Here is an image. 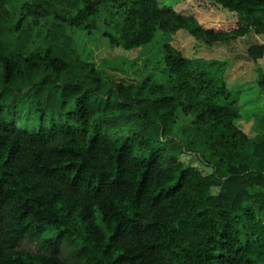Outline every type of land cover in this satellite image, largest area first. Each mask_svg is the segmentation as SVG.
Segmentation results:
<instances>
[{"label":"trees","instance_id":"1","mask_svg":"<svg viewBox=\"0 0 264 264\" xmlns=\"http://www.w3.org/2000/svg\"><path fill=\"white\" fill-rule=\"evenodd\" d=\"M210 11L236 27L203 25ZM81 30L126 51L184 33L218 56L164 44L158 78L104 81ZM249 32L264 0H0V264H264V135L237 125L264 115V40L226 49ZM239 57L256 65L245 90Z\"/></svg>","mask_w":264,"mask_h":264},{"label":"rangeland","instance_id":"2","mask_svg":"<svg viewBox=\"0 0 264 264\" xmlns=\"http://www.w3.org/2000/svg\"><path fill=\"white\" fill-rule=\"evenodd\" d=\"M198 19L202 21L203 25L220 29L225 32L236 27V23L224 22L223 12L210 11L201 14L198 16ZM73 40L79 52L80 59L93 63L102 80H111L126 84L142 80H154L165 71L162 53L164 44L171 45L173 48L181 52L184 57H204L210 59L218 56V50L216 47L215 49H205L184 33L179 35H175L174 33H160L155 35L148 44L128 51L123 50L120 47H111L100 30L78 31L73 35ZM263 40L264 35H255L249 32L244 36L241 35L235 39H230V42H227L228 45L226 46V49H228L230 53L238 54V56H240L245 51L247 44L259 43ZM255 67L256 65L241 60V57L232 61L227 74L229 77V83L233 88H241L242 90H245V88L243 89L244 85L253 81ZM246 94H248V91ZM262 96L263 94L261 93L258 99L261 98L264 100ZM245 99L246 98L243 99L244 102H241L242 104L247 101H245ZM244 109L245 112L241 113L237 125L252 136V131H255L256 128L255 125L249 127L251 124V121L249 120L257 110L253 107H245ZM263 112L264 108H260V113ZM178 160L183 163H191L201 169L205 174L210 172L209 167L198 164L197 161L191 158L188 154L178 155ZM217 191V187L211 188L212 193H217ZM18 247L33 252L42 251L38 242L29 238L21 240L18 243ZM60 255L65 259L69 258L68 248L62 246Z\"/></svg>","mask_w":264,"mask_h":264},{"label":"crops","instance_id":"3","mask_svg":"<svg viewBox=\"0 0 264 264\" xmlns=\"http://www.w3.org/2000/svg\"><path fill=\"white\" fill-rule=\"evenodd\" d=\"M263 93V98H264V92ZM264 115H257L256 117L253 116L252 118H250L249 121H251V124L249 127L251 126H254L255 125V128L256 130L255 131H252L253 135L252 136H256V135H264ZM251 136V137H252Z\"/></svg>","mask_w":264,"mask_h":264}]
</instances>
